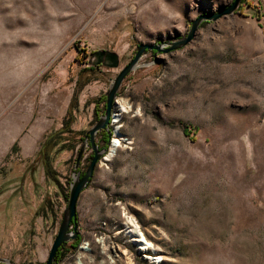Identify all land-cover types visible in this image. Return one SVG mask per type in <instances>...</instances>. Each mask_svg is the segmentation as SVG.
<instances>
[{"label":"rangeland","instance_id":"1","mask_svg":"<svg viewBox=\"0 0 264 264\" xmlns=\"http://www.w3.org/2000/svg\"><path fill=\"white\" fill-rule=\"evenodd\" d=\"M232 1L0 0V134L50 126L42 151L53 171L46 177L37 155L24 159L16 144L0 160V197L17 191L0 221V258L44 264L78 140L137 44L182 38L193 19ZM97 50L116 52L119 68L89 66ZM154 59L144 54L121 83L120 147L80 194L79 243L56 264H264V0H242ZM78 88L72 133H58ZM128 218L148 250L130 241Z\"/></svg>","mask_w":264,"mask_h":264},{"label":"water","instance_id":"2","mask_svg":"<svg viewBox=\"0 0 264 264\" xmlns=\"http://www.w3.org/2000/svg\"><path fill=\"white\" fill-rule=\"evenodd\" d=\"M242 0H233L231 4L224 7L217 13L201 14L190 22L186 35L174 41H160L158 43L146 44L138 43L131 60L120 68L116 76L111 80L107 91L104 94L105 108L96 122L85 133L75 157L74 165L71 170V178L68 184L67 204L63 210L58 231L50 246L47 258L44 264H56V256L59 248L64 244H74L78 237L77 225V201L80 194L89 186L93 173L98 162L104 159L111 146V130L110 120L115 108L116 97L121 83L127 75L133 72L141 60L142 56L147 52H154V60L157 61V54H167L180 50L187 46L195 37L196 32L204 22H214L218 18L234 13L240 6ZM87 64L91 67H103L106 69H118L120 58L116 52L107 50H97L92 52ZM104 132L107 138L105 147L100 149L96 136L98 133ZM89 149L92 157L83 174L80 171L81 161L83 160L86 150ZM0 264H16L10 259L0 258Z\"/></svg>","mask_w":264,"mask_h":264},{"label":"crops","instance_id":"3","mask_svg":"<svg viewBox=\"0 0 264 264\" xmlns=\"http://www.w3.org/2000/svg\"><path fill=\"white\" fill-rule=\"evenodd\" d=\"M43 122H37L32 126V128L28 131V133L24 134V136L21 134L15 135L13 137L10 133L6 132L4 135L0 134V160L3 157H6L8 154H10L11 148L16 144L18 148L20 149V154L22 157L25 158H31L35 157L37 153L39 152L41 146H42V140L46 136V133L50 131V126H44ZM26 128V127H25ZM43 169V168H42ZM42 173L44 172V169L42 170ZM39 174L40 172L37 171L35 172ZM3 181H0V185ZM38 186V183H36ZM40 186L42 187L43 185L39 183ZM26 189V183L23 184L22 186L20 185V195L16 197L13 203L18 204L21 203L22 199V192L25 191ZM39 189V186H38ZM14 192H17L16 189L6 191L5 193H2L0 197V221L5 220V214L7 211L9 213H12V198L14 196ZM38 194V193H37ZM11 201L10 203H5L4 201ZM3 226V225H1Z\"/></svg>","mask_w":264,"mask_h":264},{"label":"trees","instance_id":"4","mask_svg":"<svg viewBox=\"0 0 264 264\" xmlns=\"http://www.w3.org/2000/svg\"><path fill=\"white\" fill-rule=\"evenodd\" d=\"M88 69L89 70H94L95 68L94 69L93 68H88ZM78 92H80L79 88L74 91V94H73L72 99L70 101L69 107L67 108V111H66V116H65V118L62 121V128L58 131V133H63V132L72 133V131H69V127L73 124V121H74L73 109L76 107L77 97H78V94H79ZM102 101L104 102V106H103V110L99 111L100 112L99 116L102 114V112L104 111V108H105V98L104 97H103ZM84 135H85V133H84ZM97 136H98V143L97 144H98L99 148L102 149V148L105 147V143L107 141L106 135H105V133L100 132V133L97 134ZM82 140L83 139H79L78 140L79 143H81ZM44 146H46L45 143L42 144V146H41V148H40V150L38 152L39 154H37L35 162L36 163L37 162H41L42 166L44 168L45 176L46 177H50L52 175L53 171L51 169L52 168L51 162L47 161L48 160L47 158L49 157L48 154L45 152V150L42 151V148ZM45 153L47 155H45ZM44 156L46 157V159L43 158ZM91 157H92V153L90 154L89 158L91 159ZM42 159H44V160H42ZM78 243H79V238L77 239V241L74 244H64V245H62L59 248L58 252H57L56 260H58L61 257L63 252H70L73 249H75V247H76V245Z\"/></svg>","mask_w":264,"mask_h":264},{"label":"bare ground","instance_id":"5","mask_svg":"<svg viewBox=\"0 0 264 264\" xmlns=\"http://www.w3.org/2000/svg\"><path fill=\"white\" fill-rule=\"evenodd\" d=\"M116 105L119 108L120 112L124 113L128 111V110L126 111V106L124 105V103L122 104L116 101ZM118 122H119L118 117L116 116V114H113L112 126L114 127L115 136L114 138H112L110 149L103 159L106 162L111 161L115 157L116 151L120 147V140H119L120 136L118 134L119 125L117 126ZM126 232L130 238V241L135 243L140 251H146L150 248V245L146 242L142 233L138 229V226L136 225V223L132 218H128V223L126 225ZM148 259H152V257H149Z\"/></svg>","mask_w":264,"mask_h":264},{"label":"built area","instance_id":"6","mask_svg":"<svg viewBox=\"0 0 264 264\" xmlns=\"http://www.w3.org/2000/svg\"><path fill=\"white\" fill-rule=\"evenodd\" d=\"M112 116H113V114H112Z\"/></svg>","mask_w":264,"mask_h":264}]
</instances>
